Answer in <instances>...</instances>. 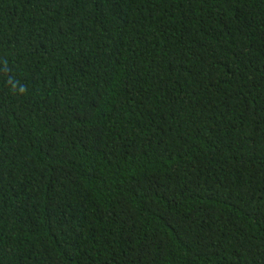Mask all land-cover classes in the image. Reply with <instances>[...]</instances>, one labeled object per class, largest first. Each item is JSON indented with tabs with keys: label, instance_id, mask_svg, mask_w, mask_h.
<instances>
[{
	"label": "trees",
	"instance_id": "trees-1",
	"mask_svg": "<svg viewBox=\"0 0 264 264\" xmlns=\"http://www.w3.org/2000/svg\"><path fill=\"white\" fill-rule=\"evenodd\" d=\"M0 264H264V0H0Z\"/></svg>",
	"mask_w": 264,
	"mask_h": 264
}]
</instances>
